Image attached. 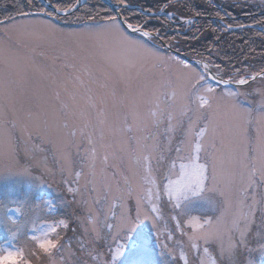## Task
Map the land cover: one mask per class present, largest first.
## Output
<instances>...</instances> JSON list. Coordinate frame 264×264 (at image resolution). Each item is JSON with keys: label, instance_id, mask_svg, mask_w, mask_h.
<instances>
[{"label": "rangeland", "instance_id": "1", "mask_svg": "<svg viewBox=\"0 0 264 264\" xmlns=\"http://www.w3.org/2000/svg\"><path fill=\"white\" fill-rule=\"evenodd\" d=\"M216 1L228 4L240 1L246 6L264 10V0ZM244 4L238 7L246 8ZM166 15L171 19L170 31L174 34H180V28L174 25L182 26L185 33L195 18L177 16L173 11ZM57 16L61 19L27 15L0 23V254L7 251L17 254L16 260H10L8 264H85L89 259L86 253L89 252L98 256L92 264H104L109 252L115 249L112 238L102 234L99 241H94L86 235L84 226L75 220L67 230L59 229L60 243L64 247L53 254H45L39 248L41 241L33 237H41L43 231L56 226L59 219L83 215L81 208L72 202L68 187L83 190L84 185L93 179L101 182L99 169L103 166L104 155H110V164L113 163L111 153L124 155L120 152L121 146L127 147L128 137L141 134L145 122L151 120L149 112L156 103L159 102L161 107L170 105L172 102L166 94L175 90L176 104L179 105L181 95L189 93L197 84L191 78L192 73L203 72L202 65L186 62L161 47L164 44L162 38L149 44L157 52L156 56H151L129 47L116 34L104 31V26L112 23L111 20H91L77 25L80 23L75 22L81 20L76 16L69 19ZM182 19L189 20L182 22ZM62 20L73 24H65ZM156 33L152 32V35ZM128 35L131 39H141ZM187 58L204 62L212 70L202 57ZM177 59L189 67L177 64ZM214 69L212 71L217 74L219 69ZM229 79L237 82L245 77ZM209 83L215 93H200L212 97L211 107L201 110L203 121H211L217 126V147L222 144L220 154L225 158L231 155L233 161H238L249 145L258 146L259 139L264 137V74L238 86L217 84L210 79ZM229 92L236 95H225ZM198 103L195 101L191 106L195 108ZM232 105L244 110L245 115L241 117ZM125 118L132 125L131 132L125 128ZM101 120L104 121L102 124ZM241 122L248 130L247 136L237 139L231 130ZM166 127L165 120L159 128L149 125L144 134L156 135L161 144L166 143V138L171 135L173 139L169 147L172 151L166 155L175 158L174 149L179 146L181 133L169 134ZM90 136L94 142L92 145L88 143ZM211 139L210 136L206 141L208 152L212 151ZM93 147L96 149V177L89 174L88 168ZM183 155L186 157L187 152ZM206 159L202 153L200 162ZM182 162L187 163V160L176 161L175 174L170 177L172 180L180 179L179 164ZM207 162L211 171L212 160ZM255 163L259 167L258 159ZM24 168L36 179L29 180L21 175ZM75 171L84 173L79 184L75 180ZM108 171L110 174L111 168ZM164 183L167 180L158 176L157 188L154 189L161 193L156 203L162 217L155 228L151 221L141 222V240L150 249L148 259L151 264H184L179 259L181 253L192 264L197 257L204 258L203 253L191 250L187 235L191 230L185 227L187 217L180 216L178 209L173 210L169 198L163 195ZM132 187H137V181H132ZM261 193H264V185L260 184L257 176L246 203L252 202L253 194L259 200ZM206 195L214 197L211 192ZM182 203L187 204L186 212L190 215L204 218L216 215L212 206L203 199L193 198ZM17 206H21L20 214L9 211L8 215L23 227L13 237L16 229L10 224L5 225V212ZM261 207L264 205L258 202L243 241L239 233L235 234L233 243L236 247L231 257H221L218 246L209 245L212 257L220 264H264V250L261 249L264 245V213L260 211ZM134 209L133 198L129 202V210L134 213ZM173 215L177 216L176 220L171 219ZM178 224L180 228H177ZM169 235L172 236L170 241L166 239ZM164 244L171 247L175 259L161 254Z\"/></svg>", "mask_w": 264, "mask_h": 264}, {"label": "snow or ice", "instance_id": "2", "mask_svg": "<svg viewBox=\"0 0 264 264\" xmlns=\"http://www.w3.org/2000/svg\"><path fill=\"white\" fill-rule=\"evenodd\" d=\"M35 0H28V4H34ZM168 0H165L167 4ZM123 6V7H122ZM129 6V0H108L107 3L101 4L97 0L95 5L81 4L79 0L73 4V10L82 7L97 8L102 11H111L118 15L109 16L112 23L104 26V31L116 34L129 47L142 50L144 53L156 56L157 52L149 47L151 42L160 38V33L152 35V32L146 29L144 24L134 27L127 15H125ZM57 13L61 11L55 5V0H48L46 8H53ZM42 9V10H46ZM19 12L24 11V6L16 9ZM68 11V10H66ZM163 11V8L161 9ZM167 14V13H165ZM124 16V22L128 24V28L132 33H137L141 39H131L123 27V23L119 16ZM148 19L153 18L155 12H143ZM155 31V30H153ZM169 59H174L169 57ZM177 64H183L179 59ZM188 68V64H183ZM208 65L205 64L204 68ZM191 78L197 82L193 85L191 91L181 95L180 104H176L177 93L175 90L166 94L167 99L172 103L161 107L159 102L155 108L151 109L149 115L150 121L145 122L144 129L137 136L128 137L127 147L121 146L120 152L124 155L111 153L113 163H109L110 155L105 154L102 161V167L99 169L101 182L93 179L86 183L83 190H74L68 187V193L72 194L73 200L78 207L81 208L83 215H73L71 218L59 219L56 226H50L43 231L41 237H33L39 239V248L45 254H53L64 247L60 243V228L67 230L72 220L81 223L84 226L86 235L92 240L99 241L103 235L110 236L115 243V249L109 252L104 264H151L148 257L150 249L143 244L141 240L140 224L142 221H151L153 227L157 226V222L161 219L162 213L156 201L160 200V191H154L157 188V177L167 180L162 185L163 195L169 198L173 210H179L180 216H186L185 227L191 230L188 235L190 248L193 253L202 251L204 258L197 257L192 264H220L218 259L212 257L209 245L216 244L219 248L221 257L227 255L229 257L234 253L236 245L233 243L235 234L239 233L241 240L249 231L250 221L254 218L257 203L264 205V193L257 196L253 194L251 203H246L249 190L253 188L257 176L259 182L264 185V137L258 141V146L249 145L247 150L242 153L238 161H233L232 156L225 158L220 153L221 147H217L216 134L217 126L211 121H203L202 109L211 107V96L201 95V92L208 94L215 93L214 87L209 83V78L205 72L194 71ZM219 83V82H218ZM227 84V81H224ZM240 84L245 80H239ZM228 97L235 96L236 93H226ZM158 101V97H157ZM198 101L199 103L193 108L191 105ZM234 111L239 112L241 117L245 115L244 110L236 108L232 105ZM167 121L166 132L181 133L179 146L175 147V158L168 157L166 153L172 151L169 147L173 137L169 135L167 142L161 144L159 138L151 133L144 134L150 125L153 128H159L164 121ZM104 121L101 120L102 124ZM186 122V124H185ZM125 128L128 132L132 131V125L128 124L127 118L124 120ZM247 129L241 122L233 127L232 135L237 138L247 136ZM72 135H75L73 132ZM212 137L210 142L211 152L207 151L206 141ZM103 139V137H101ZM135 141L134 144L131 142ZM88 143L92 145L93 139L90 136ZM187 152V156L183 155ZM258 152V156H257ZM205 153L207 159L201 163V154ZM91 157L88 168L92 177L97 176V168L95 163L96 149H91ZM187 160V163L179 164L178 180H172L171 175L175 174L177 160ZM208 159L212 160L211 171H209ZM259 160V167L255 161ZM111 168L109 174L108 169ZM21 175L26 179L35 180L36 177L27 169H22ZM84 175L82 171H75L74 176L77 184ZM137 181V187H132V181ZM89 183L91 187H89ZM211 192L214 197L208 198L206 193ZM79 197V198H77ZM135 200V209L129 210V202ZM193 198L205 200L212 206L216 213L210 217H197L186 212L187 204L182 202H190ZM6 207V206H5ZM49 207L51 205L49 204ZM9 211L17 214L21 212V206L15 209H7L5 212V225H12L16 231L12 233L13 237L23 227L12 216L8 215ZM264 213V207L260 208ZM172 220H176L177 216H171ZM180 228V225H177ZM54 234V235H52ZM167 240H172V236H168ZM159 240V236H157ZM200 242V243H197ZM264 250V245H261ZM83 252V246H81ZM161 254H167L175 259L174 252L168 244H164ZM89 257L85 264H92V261L98 260V256L92 252L86 253ZM124 257V259H121ZM17 254L7 251L6 254H0V261L8 264V261H15ZM179 259L184 264H189L188 259L181 253Z\"/></svg>", "mask_w": 264, "mask_h": 264}, {"label": "trees", "instance_id": "3", "mask_svg": "<svg viewBox=\"0 0 264 264\" xmlns=\"http://www.w3.org/2000/svg\"><path fill=\"white\" fill-rule=\"evenodd\" d=\"M76 0H55V5L61 10L73 7ZM115 2V0H112ZM97 0H85L83 4L95 5ZM101 4H103L100 1ZM244 4L235 1L231 4L219 3L216 0H129V5H137L156 15L148 19L142 12L127 9L132 25L140 26L143 21L150 32H159L164 44L189 57H202L207 61L212 70L219 69L217 74L223 78L236 80L240 76L256 74L264 70V10H258L251 6L238 7ZM24 6V11L16 9ZM55 8V7H54ZM163 8V11L161 9ZM35 0L34 4H28V0H0V23L13 18L27 15H44L55 20L61 19ZM175 12V15L184 18L195 17L190 29L184 33L183 27H179L180 34L172 33L171 19L159 12ZM113 13L97 8L82 7L64 16L78 17L85 23L93 21H106ZM124 19V16L121 15ZM200 17V18H198ZM63 19V18H62ZM65 24H73L62 20ZM155 30V31H153ZM183 38V41H178ZM189 41H186L188 40ZM196 40V41H194ZM175 44V45H174ZM179 45V46H176Z\"/></svg>", "mask_w": 264, "mask_h": 264}, {"label": "water", "instance_id": "4", "mask_svg": "<svg viewBox=\"0 0 264 264\" xmlns=\"http://www.w3.org/2000/svg\"><path fill=\"white\" fill-rule=\"evenodd\" d=\"M103 4L104 3H107L108 2V0H100ZM39 2L46 8V6H47V4H48V1L47 0H39ZM84 2V0H79V3H83ZM75 3H76V1H75ZM113 3V2H112ZM114 4V3H113ZM123 7V6H122ZM47 10H49V11H51L52 13H54V14H57V15H60V16H66V15H68V14H70V13H72L74 10H73V7L72 8H70V9H67L68 11H66V10H61L59 13H57L56 12V10H55V8L53 7V8H46ZM128 9H133V10H137V11H140V12H148V11H144L142 8H140V7H138V6H136V5H129L128 6ZM150 13V12H149ZM115 15H118L117 13H114ZM264 14V13H263ZM198 18H200V17H198ZM119 19L121 20V22L123 23V27L125 28V29H127L128 31H131V29L130 28H128V24H126V22H124V20L122 19V17L121 16H119ZM189 19H182L181 21L182 22H185V21H188ZM132 32V31H131ZM179 56H181V57H183V59L185 60V61H189V62H192V63H195V64H197V65H202V66H200L201 67V69L207 74V76H208V78L210 79V80H212V81H214L215 83H218V84H225L224 83V81H227L228 83H227V85H230V86H238V85H241L240 83H239V81H237V82H231V81H228V80H226V79H222V78H220V77H218L215 73H213L212 72V70L209 68V67H207V68H204V62H201V61H199V60H195V59H188V58H186L183 54H181V53H178V52H176ZM264 74V71H261L260 73H258V74H256V75H254V76H251V77H249V79L248 80H246L245 81V83L246 82H250V80H252L253 78H257V77H260V76H262ZM244 84V83H243Z\"/></svg>", "mask_w": 264, "mask_h": 264}, {"label": "bare ground", "instance_id": "5", "mask_svg": "<svg viewBox=\"0 0 264 264\" xmlns=\"http://www.w3.org/2000/svg\"><path fill=\"white\" fill-rule=\"evenodd\" d=\"M159 13H162L161 15H165V16H167L164 12H159ZM246 80H248V79H246ZM249 83V82H248Z\"/></svg>", "mask_w": 264, "mask_h": 264}]
</instances>
